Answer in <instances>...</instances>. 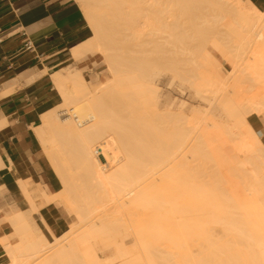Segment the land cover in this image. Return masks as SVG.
<instances>
[{
	"label": "bare ground",
	"instance_id": "obj_1",
	"mask_svg": "<svg viewBox=\"0 0 264 264\" xmlns=\"http://www.w3.org/2000/svg\"><path fill=\"white\" fill-rule=\"evenodd\" d=\"M79 1L93 34L69 55L100 52L111 79L92 91L79 69L62 67L52 79L63 107L44 111L37 128L56 146L58 196H72L79 219L50 242L14 214L17 243L7 246L9 264H242V258L264 264V144L246 119L264 116V10L240 0ZM213 5L229 9L234 25H210ZM218 36L226 51L252 54L242 70L232 59L224 78L213 72L206 45ZM195 49L209 63L207 73L198 70ZM163 74L169 85L178 82L183 93L188 87L207 103L193 124L183 100L174 110L173 98L158 105L154 80ZM243 75L258 92L249 85L253 95L236 100L227 87ZM109 200L116 213L109 203L112 213L99 214ZM130 236L141 252L127 248ZM97 239L115 249L106 261L95 254Z\"/></svg>",
	"mask_w": 264,
	"mask_h": 264
},
{
	"label": "crops",
	"instance_id": "obj_2",
	"mask_svg": "<svg viewBox=\"0 0 264 264\" xmlns=\"http://www.w3.org/2000/svg\"><path fill=\"white\" fill-rule=\"evenodd\" d=\"M248 1L264 8V0ZM84 15L76 0H0V261L17 243L14 214L50 235L69 217L53 198L61 181L37 128L59 92L52 75L90 36Z\"/></svg>",
	"mask_w": 264,
	"mask_h": 264
},
{
	"label": "rangeland",
	"instance_id": "obj_3",
	"mask_svg": "<svg viewBox=\"0 0 264 264\" xmlns=\"http://www.w3.org/2000/svg\"><path fill=\"white\" fill-rule=\"evenodd\" d=\"M78 3H79V5H80V7H81V9L83 10V13L85 14V11H84V6H83V4L79 1V0H76ZM238 1V0H237ZM247 1L248 0H240V3H242L243 2V4H245V2L247 3ZM218 6V5H217ZM217 6H215V5H213V6H209L210 8H212L213 9V7H215V8H217ZM208 6H206V9H204V11L205 12H208V13H212L213 11H215V9L214 10H212V9H210ZM221 7V6H220ZM217 8V10H216V14L217 15H219V16H217L216 14H215V16H214V18H212L213 16L212 15H209L208 16V19L210 20V25H213L215 28L217 27V28H219V29H221L224 25H226L225 26V28L227 29L229 26H232V25H234V23H231V21H232V19L234 18V15H232L233 13L228 9V11H227V9H223V7H221V8ZM223 10V12L221 11V10ZM219 10H220V13H218L219 12ZM260 10H264V8L263 9H260ZM212 11V12H211ZM226 12V13H225ZM225 15V16H224ZM85 16V15H84ZM212 16V17H211ZM224 16V17H223ZM86 17V16H85ZM223 17V18H222ZM218 18H220V20H218ZM86 20V23H87V25H88V28H89V32H90V36L93 34V30H92V28L90 27V25H89V22H88V19L86 18L85 19ZM218 20V21H217ZM226 23V24H223L224 22ZM232 22H234V19H233V21ZM232 24V25H231ZM220 25V26H219ZM224 28V27H223ZM222 28V29H223ZM222 36H218V37H216L215 38V40H214V45L212 44V43H209L208 42V44H206V45H208V47L210 48V51H211V54H212V57H210V58H213V61H211L212 59H209V63H213V65H210V66H212V69H213V72H219V74H220V76L221 77H226L227 76V74H228V72L230 71V64H231V62L233 61H238L237 63H240L241 65H239L240 67V69H241V66H242V64H246L247 62H249L251 59H252V54H251V50H248V51H245L243 54H241L242 55V57H240L241 55H239V56H236L235 55V52L234 51H232L231 49L229 50V51H226V50H228L227 48V46L226 45H224L225 46V48H224V46L223 45H221L223 42H221L222 40V38H221ZM217 38H219V40L217 39ZM218 41H220L221 42V44H218L219 42H217V40ZM219 45H217V44ZM213 45V46H212ZM221 45V46H220ZM221 48V49H220ZM224 48V49H223ZM226 49V50H225ZM218 52H217V51ZM222 50H225L224 51V53H223V51ZM195 52H197V54L195 53ZM226 52V53H225ZM231 53V54H229L228 55V53ZM194 54H196V60H197V62L200 64L201 63V61H202V63H203V65H201L200 64V67H199V69L198 70H200L201 68V70L200 71H202V70H205V68L207 67L206 65L207 64H209L206 60H204V62H205V64H204V62H203V57L200 55V53L198 52V50L197 49H195V51H194ZM217 54V55H216ZM228 55V56H227ZM223 56V57H222ZM232 56V57H231ZM245 56V57H244ZM224 58V59H223ZM227 58H231L230 60H229V62H228V60L226 61V59ZM232 59H234V60H232ZM244 60V63H242L243 62V60ZM217 61V63H219L220 64V66L219 65H216V62L215 61ZM232 60V61H231ZM241 60H242V62H241ZM207 62V63H206ZM215 62V63H214ZM222 63V64H221ZM205 65V66H204ZM243 65V66H244ZM62 66H65V71H67V70H71V69H79L80 71H81V73H82V75L84 76V78L86 79V82H87V85L89 86V89L90 90H92V91H94V90H96V88H98V86H100V83H106L108 80H110L111 79V74L109 73V71H108V68L106 67V62H105V59L103 58V56L101 55V53L100 52H98V51H94L93 53H90V54H87L85 57H82V58H80V59H67L60 67H62ZM202 66V67H201ZM205 68H204V67ZM219 66V67H218ZM242 66V67H243ZM211 68V67H210ZM210 68H209V65H208V67L206 68V69H209L210 70ZM215 68V69H214ZM211 69V70H212ZM209 70H205V72L204 73H207ZM215 70V71H214ZM242 70V69H241ZM215 72V73H216ZM240 73H243V72H240ZM244 74V73H243ZM239 75V74H238ZM241 76V75H240ZM242 77H244L245 79H244V81L243 80H241L242 78L240 77V78H238L237 77V80L239 81V80H241L242 81V83L241 84H243L244 83V88L246 89H243V87L241 88L240 86L241 85H239V84H237V83H235L234 84V79H232V82H231V80H230V82H229V85H228V87H227V89H228V91H230V93H233V89H234V93H235V95H236V93H237V95L235 96L234 94V96H233V98L234 97H238V98H234V99H236V100H243L242 98H241V96H242V94L244 93V92H246V94L245 95H247V96H251V95H253V91H251L252 92V94L250 95H248L247 93H249V91H250V89H249V85H251V87L253 86V88H255L256 89V91H255V89H253L256 93L258 92L257 91V89L258 88H256V84H254L253 82L252 83H250L251 82V80H249L247 77H246V75H243ZM247 78V79H246ZM250 81V82H249ZM70 82H68V83H66V85L68 86V88L70 87L71 88V86H72V84L70 83ZM154 83L156 84V86H157V88H158V94H159V97H158V101H159V106H164L165 104H166V102H167V100L168 101H170V99H172V101H173V103H175V104H173L174 106H172V110H174V108L175 109H177V106H178V104H179V102L180 101H184L185 102V104H184V106H183V110H184V114L186 115V119H188V120H190V121H188V123H190V125L191 124H193V120L195 119V118H197V117H199L200 116V114H197V110H204L206 107H207V103L206 102H204L203 100H199V98H196L193 94H192V91L187 87V88H184L183 90H184V93H183V91L181 90V88L179 87V83L178 82H176L175 84H172V85H169L168 83H167V76L165 75V74H163V75H159L158 77H156L155 78V80H154ZM233 84V86H236V84H237V87L235 88V87H233V86H231ZM71 85V86H70ZM238 85H239V89H241V91L242 92H239V89H237L238 88ZM246 85H248L247 87H246ZM172 86V87H171ZM255 86V87H254ZM232 87L233 89H230V88ZM250 87V88H251ZM69 88V89H70ZM236 89V90H235ZM232 90V91H231ZM100 91V90H99ZM248 91V92H247ZM240 94H241V96H240ZM244 95V94H243ZM56 96H57V99L55 100V104L53 105V107L54 108H56L57 109V106L58 105H61L60 107H63V99H62V97H61V95L59 94V92L58 91H56ZM247 96H245V97H247ZM107 100V99H106ZM116 100V99H115ZM114 100V101H115ZM116 102L117 103H115L114 102V105L116 106V105H118V109H121L120 108V105L118 104L119 103V101H118V99L116 100ZM176 105V106H175ZM203 105V106H202ZM206 105V106H205ZM114 106V107H115ZM197 106H199L198 107V109H197ZM60 107H58V109L60 108ZM202 107V109H200ZM117 107H115V109H116ZM196 108V109H195ZM66 109H67V106H66ZM193 110H194V112H193ZM195 111H196V113H195ZM63 116H65V115H63ZM62 116V117H63ZM61 117V116H60ZM246 119H247V121L249 122V124L252 126V128L258 133V136H259V138L261 139V141L263 142V144H264V116L263 115H260V116H258V115H256V114H247V116H246ZM71 123L74 125V126H76L75 125V122L73 121V119H71ZM187 123V124H188ZM77 128H80V127H77ZM258 130V131H257ZM262 130V131H261ZM263 135V136H262ZM98 144V143H97ZM96 143H94V145H93V147L95 146V145H97ZM49 145V146H48ZM48 145H47V148H49V149H47V148H45V152H46V156H47V159H48V161L49 162H51V164H52V166H53V171H54V173L57 175V177L59 178V176H58V174H57V168L54 166V153H55V144H53V143H51L50 141H49V143H48ZM52 146V147H51ZM54 146V147H53ZM117 152H121L122 154H119V153H117L116 154V156H118L119 157V160H122L123 159V157H122V155H124L123 154V151L121 150H116ZM52 153V154H51ZM116 153V152H115ZM52 155V156H51ZM241 155V153H239V156ZM242 156V155H241ZM240 156V158H242ZM52 159V160H51ZM52 161H53V163H52ZM107 168H108V166H107ZM106 168V169H107ZM71 170V174H73V175H76V170L75 169H70ZM59 180H60V178H59ZM61 181V180H60ZM63 189V184H62V182H61V190ZM60 190V191H61ZM59 191V192H60ZM58 194L59 193H57L56 195H54L55 197H56V199H57V201L56 200H53V201H56V202H58V203H60L66 210H67V212H68V214H69V217H67V218H65L64 219V224L58 229V231H57V234L56 235H50V234H47L46 232H48L49 230H48V228L46 227V226H43V228H42V226H41V228L43 229V234H44V236H45V238L48 240V241H50V242H52L53 240H54V236H57V237H60V236H62V235H65V233H66V231L69 229V227H70V225L71 224H73V223H76L78 220H77V218H78V216L76 217L75 215H76V210H75V206H74V204H73V202H71V204H70V201L72 200V196L69 198V196H67V194L66 193H63V194H61L60 196H58ZM67 198H69L70 199V201L67 199ZM101 200H104L105 201V199L104 198H102ZM73 201V200H72ZM110 201L111 200H109V201H107V205L106 206H108V208H106L105 210H107V211H105V210H103L102 209V207H100L101 206V203L100 202H97V203H95V205H94V207H97V208H99V209H101V210H99V209H97V211L99 210V214H101V213H105V212H107V213H116V205L115 206H112V204L113 203H110ZM112 202V201H111ZM68 203V204H67ZM100 203V204H99ZM111 205H110V204ZM73 204V205H72ZM116 204V203H115ZM70 205H71V207H70ZM98 205V206H97ZM109 205H110V207H109ZM74 207V208H73ZM71 208V209H70ZM112 210V212H111V210ZM114 208V209H113ZM109 209V210H108ZM72 210V211H71ZM97 211H95V212H97ZM103 211V212H102ZM119 211L120 212H123L121 209H119ZM82 212V211H81ZM85 212H87V211H85ZM93 212V211H92ZM91 212V213H92ZM95 212H93L94 213V215H97ZM83 213V212H82ZM92 213V214H93ZM79 219V218H78ZM13 228H14V226H13ZM15 229V228H14ZM15 231V230H14ZM16 233V232H15ZM49 233V232H48ZM215 238H218V236H214V239ZM135 242V240L133 239V237L132 236H130V238L128 239V241H127V244H126V246H127V248L128 249H132V250H135V251H140L141 252V249L139 248V247H137V246H135L136 245V242ZM106 243H104V242H102L100 239H97L94 243H93V247H94V250H95V254L97 255V257L99 258L98 260L100 261V260H104V261H106V260H108L109 258H111L112 257V255L114 254V252H115V249L113 248V247H106V245H105ZM133 244V245H132ZM139 249V250H138ZM37 261V260H36ZM241 261H249V260H245L244 258H242V260ZM241 261H238V262H240V263H242L243 264V262H241ZM10 263V261H0V264H9Z\"/></svg>",
	"mask_w": 264,
	"mask_h": 264
},
{
	"label": "built area",
	"instance_id": "obj_4",
	"mask_svg": "<svg viewBox=\"0 0 264 264\" xmlns=\"http://www.w3.org/2000/svg\"><path fill=\"white\" fill-rule=\"evenodd\" d=\"M24 46H25L26 48H30V46H31V42H30V41H26V42L24 43Z\"/></svg>",
	"mask_w": 264,
	"mask_h": 264
}]
</instances>
